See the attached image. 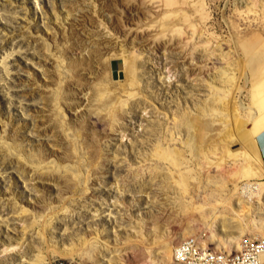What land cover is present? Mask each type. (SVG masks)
I'll return each instance as SVG.
<instances>
[{
	"label": "rangeland",
	"instance_id": "1",
	"mask_svg": "<svg viewBox=\"0 0 264 264\" xmlns=\"http://www.w3.org/2000/svg\"><path fill=\"white\" fill-rule=\"evenodd\" d=\"M261 119L264 0H0V264L264 236Z\"/></svg>",
	"mask_w": 264,
	"mask_h": 264
},
{
	"label": "built area",
	"instance_id": "2",
	"mask_svg": "<svg viewBox=\"0 0 264 264\" xmlns=\"http://www.w3.org/2000/svg\"><path fill=\"white\" fill-rule=\"evenodd\" d=\"M47 264H81L71 258H56ZM127 264V263H124ZM172 264H264V236L245 235L239 248L210 238L209 231L190 235L173 249Z\"/></svg>",
	"mask_w": 264,
	"mask_h": 264
},
{
	"label": "bare ground",
	"instance_id": "3",
	"mask_svg": "<svg viewBox=\"0 0 264 264\" xmlns=\"http://www.w3.org/2000/svg\"><path fill=\"white\" fill-rule=\"evenodd\" d=\"M130 68L132 69L133 68V66L132 65H130ZM260 125H264V119H261L260 120ZM249 177H254V175H251V176H248V175H246L245 176V179L247 180V183H245L244 185H242V186H240L239 187V190H237V188H234V192H233V194L235 195V194H239V195H241V196H243V197H247V198H249L250 200L251 199H253V197L254 196H259L260 195V184L259 183H254V184H252V183H249L248 182V180H249ZM235 182H237V181H235ZM228 204H230L231 205V202H230V199L228 200V201H226ZM242 207V209H245L246 207H247V204H243V205H241ZM231 210L233 211V212H235L236 214H238V216L239 217H244V215H243V213L241 214V213H239V212H237V211H235L232 207H231ZM212 227H213V225H212ZM251 229V227L249 228V230ZM211 230L213 231L214 229L213 228H211ZM190 235H194L193 233H191ZM189 235V236H190ZM244 234H241V240H242V236H243ZM176 245V244H175ZM238 247H240L241 246V242H239L238 243V245H237ZM237 247V248H238ZM174 249V248H173ZM72 255V254H71ZM172 255H173V251H172ZM62 256H70V253L69 252H67V251H65V252H62ZM165 262H166V264H170V262L168 261V260H164ZM171 261H172V259H171ZM101 263H103L104 264V262L102 261ZM111 264H114V263H111Z\"/></svg>",
	"mask_w": 264,
	"mask_h": 264
},
{
	"label": "crops",
	"instance_id": "4",
	"mask_svg": "<svg viewBox=\"0 0 264 264\" xmlns=\"http://www.w3.org/2000/svg\"><path fill=\"white\" fill-rule=\"evenodd\" d=\"M257 144L264 164V132L257 137Z\"/></svg>",
	"mask_w": 264,
	"mask_h": 264
},
{
	"label": "water",
	"instance_id": "5",
	"mask_svg": "<svg viewBox=\"0 0 264 264\" xmlns=\"http://www.w3.org/2000/svg\"><path fill=\"white\" fill-rule=\"evenodd\" d=\"M122 65H121V62H117V63H115V67H121Z\"/></svg>",
	"mask_w": 264,
	"mask_h": 264
}]
</instances>
